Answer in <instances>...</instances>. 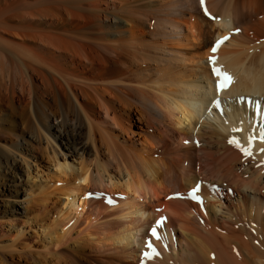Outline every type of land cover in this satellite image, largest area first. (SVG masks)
<instances>
[{
	"label": "bare ground",
	"instance_id": "6f19581e",
	"mask_svg": "<svg viewBox=\"0 0 264 264\" xmlns=\"http://www.w3.org/2000/svg\"><path fill=\"white\" fill-rule=\"evenodd\" d=\"M261 129L264 0H0V264H264Z\"/></svg>",
	"mask_w": 264,
	"mask_h": 264
},
{
	"label": "snow or ice",
	"instance_id": "6c2138e0",
	"mask_svg": "<svg viewBox=\"0 0 264 264\" xmlns=\"http://www.w3.org/2000/svg\"><path fill=\"white\" fill-rule=\"evenodd\" d=\"M201 2L203 3L204 0H201ZM205 11L207 12V9H205ZM238 31V30H237ZM229 39V36H224L221 37L220 39H218L213 48H212V52L213 54H215L217 52V50L219 49V47ZM217 57L215 55L211 56L209 58L210 62L213 63V65H215V61H216ZM216 76L219 78L218 80V84H217V91H221L227 87H229L231 85V83L233 82V77L231 76V74L225 72L222 70V68L220 67H214L213 68ZM241 99H243V97H241ZM215 105L217 106V108L221 107V102L219 99H217L215 102ZM257 106L259 107V103L257 104ZM221 114H223V111L221 109ZM240 131H242V129H239ZM256 139V137L250 133L249 135V145L248 147H245L243 145H241L239 143V141L237 140V138L233 137L229 140V143L236 145L238 148H240L242 150V152L246 155V156H251V147L253 145V141ZM259 139L261 141H264V129L260 130L259 133ZM261 152H264V149L260 150ZM200 189V185L197 184L196 188H193L190 192H189V196L192 199L195 200H202V197L197 195V192ZM177 196H180L179 193L176 194ZM111 202V201H110ZM166 218L162 217L160 220L156 221L155 225L151 227V235L153 237H155L156 239H162L161 234L158 232V228L163 226L164 222H165ZM146 246L148 249H151V252L145 251L144 252V256L146 258H153L154 256H159L160 253L159 251L155 248V246L153 245V243L151 242V240L146 241ZM165 247H167V245H165Z\"/></svg>",
	"mask_w": 264,
	"mask_h": 264
},
{
	"label": "rangeland",
	"instance_id": "374dc122",
	"mask_svg": "<svg viewBox=\"0 0 264 264\" xmlns=\"http://www.w3.org/2000/svg\"><path fill=\"white\" fill-rule=\"evenodd\" d=\"M37 162L44 164L45 168L46 167L52 168V165H50L51 163H49L46 157H42L41 160ZM32 168H35V166L32 165ZM33 173L35 174L36 170H34ZM23 177H24L23 183H25L23 186H25L27 189V187H29L28 185H30V182H26L27 180L26 175ZM94 198H96V196H94ZM6 200L8 202V199ZM5 202L6 201H4V203ZM13 220L14 221L11 223L10 222L5 223V222L0 221V245L14 244L17 241V237L19 236L18 234H20L21 232H25L26 234H28L27 237H28V241L30 242L35 241V238H33L32 236H29L33 234V232L37 231L38 235H40L39 232H41V230L38 229V227L34 225V223L32 222V219L21 217V219L17 220V217H15Z\"/></svg>",
	"mask_w": 264,
	"mask_h": 264
}]
</instances>
